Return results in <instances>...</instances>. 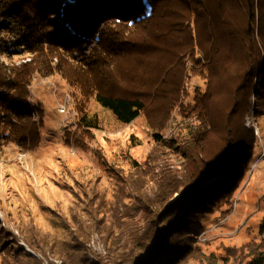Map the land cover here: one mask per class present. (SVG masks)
<instances>
[{
	"label": "rangeland",
	"instance_id": "obj_1",
	"mask_svg": "<svg viewBox=\"0 0 264 264\" xmlns=\"http://www.w3.org/2000/svg\"><path fill=\"white\" fill-rule=\"evenodd\" d=\"M140 2L149 10V0ZM11 22L0 19L1 43H6L7 38L14 39L8 32ZM126 35L137 41L148 39L146 46L151 50L146 56L150 62L135 70L138 56L118 58L113 75L119 78V72L126 70L133 78L113 83L110 72L106 80L100 81L102 90L109 94H137L146 102L140 116L128 125L118 121L95 98H89L85 109L89 115L98 116L99 127L80 129L73 88L59 74L36 75L26 108L33 112L42 110L44 115L40 146L21 151L10 144L0 151V264H64L62 248L76 242L87 250L93 264H113L115 257L107 251L104 235L116 223L111 211L108 212L109 207L119 214L127 211L129 215L124 221L134 226L144 225L145 209L149 213L164 209L185 190L181 187L173 199L159 200L162 179L171 178L173 182L175 178L182 184L190 172L181 154L166 147L165 141L191 144L205 130L206 141L202 142L203 149L196 148L197 153L203 151L209 157V152L224 146L228 133L222 129L234 95L236 64H229L227 68L226 61L223 68L212 73L210 80L204 74L210 64L203 52L197 49L196 60L183 53L181 67L173 68L161 96L156 85L170 62L166 49L169 41L161 39L163 47L154 49L151 45L157 39L149 31L132 29ZM237 55L242 67V50ZM3 58L9 64V59ZM14 60H18L17 64L23 61L18 56ZM244 97L243 94V101ZM202 101H206L205 110L213 126L201 119ZM246 101V107L240 106L230 126L234 130L244 120L245 127L253 134L254 148L248 164L232 198L217 202L205 213L200 218L201 229L197 231L202 252L218 258L228 257L230 249L264 240L261 232L264 224V60ZM34 117L38 119V114ZM68 134L76 142L74 145L67 143ZM233 139L236 137L232 136ZM244 139L239 141L247 145V136ZM219 177L224 176H214L208 183H215ZM122 230L123 227L119 231L114 228L119 232L114 237L118 238V248L124 246L128 255L135 249L130 250L133 243L127 235H122L125 232ZM234 256H230L229 264H237ZM183 264L207 262L191 259ZM218 264L223 263L218 260Z\"/></svg>",
	"mask_w": 264,
	"mask_h": 264
},
{
	"label": "trees",
	"instance_id": "obj_2",
	"mask_svg": "<svg viewBox=\"0 0 264 264\" xmlns=\"http://www.w3.org/2000/svg\"><path fill=\"white\" fill-rule=\"evenodd\" d=\"M149 1L148 10L140 0H72L65 4L61 0H0V19L13 21L8 32L14 38L0 42V151L10 144L21 151L40 146L44 115L42 110L33 112L26 108L36 75L59 74L73 88L80 129L99 127L98 116L89 115L85 109L89 98H95L101 106L111 110L122 124L136 120L146 105L139 95H114L101 88V81L106 80L110 72L113 83L133 78L126 70L119 72V78L113 75L112 69L118 58L138 56L135 70L150 62L146 56L151 50L146 46L148 39H129L126 34L132 29L149 31L150 36L154 34L157 42L150 40L154 49L155 46L163 47L161 39L169 41L166 49L170 62L160 73L156 85L161 96L173 68L181 67L183 53L196 60L197 49L201 50L209 60L210 68L204 74L210 80L212 73L216 74L226 61L227 68H230L229 64H236L234 95L222 129L228 133L224 146L214 153L209 152V157L203 151L197 153L196 148L203 149L202 142L206 141L205 130L199 132L191 144L165 141L166 147L181 154L186 170L190 172L182 184L175 178L173 182L171 178L162 179L159 200L173 199L181 187L185 190L164 209L151 210V213L145 209L144 225L134 226L128 220L124 221L129 215L127 211L119 214L109 207L108 212L111 211L116 223L105 230L104 235L107 251L115 257L113 264H183L191 259L207 264H218L221 260L223 264H229L230 256L234 255L237 264H264V240L230 249L228 257L218 258L215 254H204L197 237L202 225L200 218L217 202L232 198L254 148L253 134L245 127L244 120L234 130L230 124L240 112V106L246 107L255 75L264 60V0ZM238 50L243 52L242 67ZM4 56L9 59V64L3 62ZM16 56L31 60L17 64ZM56 59L57 64L54 63ZM202 102L201 119L213 126L212 118L209 119L205 110L206 101ZM35 113L38 119L34 117ZM70 136L68 134L67 143L74 145L76 142ZM232 136L236 139L231 141ZM245 136L247 145L239 141ZM159 137L162 141L157 135ZM221 174L224 177L208 183L212 177ZM169 175L173 176L172 173ZM165 182L167 184L162 186ZM121 227L125 231L122 235H127L133 243L130 250L135 249L128 255L124 246L118 248V238L114 237L119 234L114 228L119 231ZM261 232H264V224ZM78 243L62 248L64 264H93L87 250ZM241 256L244 258L240 260Z\"/></svg>",
	"mask_w": 264,
	"mask_h": 264
},
{
	"label": "bare ground",
	"instance_id": "obj_3",
	"mask_svg": "<svg viewBox=\"0 0 264 264\" xmlns=\"http://www.w3.org/2000/svg\"><path fill=\"white\" fill-rule=\"evenodd\" d=\"M31 60V58H28V59H26V60H23L22 62H28V61H30ZM19 63H21V62H19ZM65 103V102H64ZM66 105H67V103H66ZM65 109H66V106H65Z\"/></svg>",
	"mask_w": 264,
	"mask_h": 264
},
{
	"label": "built area",
	"instance_id": "obj_4",
	"mask_svg": "<svg viewBox=\"0 0 264 264\" xmlns=\"http://www.w3.org/2000/svg\"><path fill=\"white\" fill-rule=\"evenodd\" d=\"M71 109H72V107H71Z\"/></svg>",
	"mask_w": 264,
	"mask_h": 264
}]
</instances>
